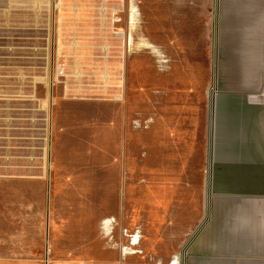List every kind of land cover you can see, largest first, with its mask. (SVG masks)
<instances>
[{"label":"rangeland","instance_id":"obj_1","mask_svg":"<svg viewBox=\"0 0 264 264\" xmlns=\"http://www.w3.org/2000/svg\"><path fill=\"white\" fill-rule=\"evenodd\" d=\"M30 1L38 7L27 13L0 8V33L14 31L18 39L3 35L0 47L43 48L46 73L42 78L28 70L21 53L11 65L22 72H9L13 68L0 61L2 77L46 81L49 98L43 105L50 116L58 91L66 96L59 110L97 114V204L108 214L104 241L113 245L114 262L171 264L178 256L183 264L208 192L217 8L204 24L196 15L193 22H171L169 0ZM132 4L138 9L134 26ZM70 98L82 101L72 105ZM50 124L45 160H52ZM82 129L77 135H85ZM140 198L149 214L145 227Z\"/></svg>","mask_w":264,"mask_h":264},{"label":"crops","instance_id":"obj_2","mask_svg":"<svg viewBox=\"0 0 264 264\" xmlns=\"http://www.w3.org/2000/svg\"><path fill=\"white\" fill-rule=\"evenodd\" d=\"M168 6L171 22H193L196 15L204 24L212 22L210 13L217 8L218 24L206 206L201 226L185 246L183 264H264V0H169ZM3 7L25 8L27 13L38 6L30 0H0ZM132 12L138 15L134 4ZM7 34L9 40H18L14 31ZM7 34L0 33V41ZM30 34L39 35L27 33L31 39ZM19 48L11 43L0 47V61L13 68L9 72H22L11 64L25 54L26 68L43 78L44 49ZM3 67L0 264H116L113 245L104 241L108 214L97 204V114L59 110L66 96L58 91L50 116L43 105L49 98L48 83L5 79ZM69 101L73 105L82 100ZM49 120L52 160H45ZM82 128L85 135H77ZM140 199L145 227L149 214Z\"/></svg>","mask_w":264,"mask_h":264},{"label":"bare ground","instance_id":"obj_3","mask_svg":"<svg viewBox=\"0 0 264 264\" xmlns=\"http://www.w3.org/2000/svg\"><path fill=\"white\" fill-rule=\"evenodd\" d=\"M131 16H132V25L134 26L135 25V21H137V18H136L137 14L132 12ZM131 39H132V36H131ZM131 43H132V41H131ZM153 51L157 55L159 54L158 48H154ZM177 262L178 261H174L172 264H178Z\"/></svg>","mask_w":264,"mask_h":264},{"label":"built area","instance_id":"obj_4","mask_svg":"<svg viewBox=\"0 0 264 264\" xmlns=\"http://www.w3.org/2000/svg\"><path fill=\"white\" fill-rule=\"evenodd\" d=\"M134 237H132V240H131V243H130V245L132 244V242L134 241V239H133ZM136 242H139V240H136ZM132 247V246H131ZM127 248V247H126ZM125 249V248H124ZM178 264H180L179 263V261L177 262ZM172 264V263H171Z\"/></svg>","mask_w":264,"mask_h":264}]
</instances>
